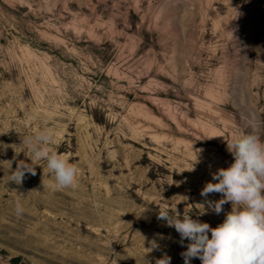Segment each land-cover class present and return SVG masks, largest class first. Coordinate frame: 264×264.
<instances>
[{
  "label": "rangeland",
  "instance_id": "1",
  "mask_svg": "<svg viewBox=\"0 0 264 264\" xmlns=\"http://www.w3.org/2000/svg\"><path fill=\"white\" fill-rule=\"evenodd\" d=\"M44 128L75 189L44 188L43 160L10 182ZM252 131L264 0H0V264H184L157 213L222 223L231 204L199 215L200 192L233 162L225 139Z\"/></svg>",
  "mask_w": 264,
  "mask_h": 264
},
{
  "label": "clouds",
  "instance_id": "2",
  "mask_svg": "<svg viewBox=\"0 0 264 264\" xmlns=\"http://www.w3.org/2000/svg\"><path fill=\"white\" fill-rule=\"evenodd\" d=\"M225 140L233 162L212 173V181L200 192L204 202L198 204L205 209L199 215L208 211L219 215L223 205L230 203L231 211L225 213L223 222L213 228L185 212L181 215L176 206L157 213L158 220L179 233L182 246L185 240L188 241L186 250L181 253L184 264H191L193 258L199 259L201 264H264V140L255 131ZM54 143L55 133L50 128L23 137L20 145L26 147L29 153L26 157L31 163L18 161L15 170L11 171L10 182L22 185L26 174H36L35 167L39 165L36 162L43 160L51 177L47 184L42 181L44 188L75 189L78 167L64 155L50 151L49 146ZM198 155L195 164L199 163ZM213 193L220 194L221 198L208 199ZM15 212L17 216L24 212L19 202ZM151 246L157 247L155 241ZM165 257L159 261L170 264V258Z\"/></svg>",
  "mask_w": 264,
  "mask_h": 264
}]
</instances>
